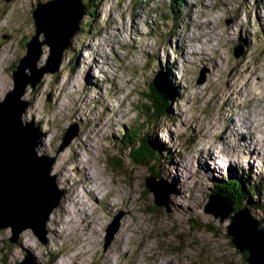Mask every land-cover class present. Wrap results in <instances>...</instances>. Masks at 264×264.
I'll list each match as a JSON object with an SVG mask.
<instances>
[{
  "label": "rangeland",
  "instance_id": "1",
  "mask_svg": "<svg viewBox=\"0 0 264 264\" xmlns=\"http://www.w3.org/2000/svg\"><path fill=\"white\" fill-rule=\"evenodd\" d=\"M38 1L48 0H0V101L13 88L12 72L34 33L30 13ZM83 1L94 12L83 13L58 71L44 74L35 91L28 87L23 96L29 102L21 119L37 137L39 153L56 154L65 128L79 126L50 172L62 191L60 203L49 215L43 242L31 229L10 242L12 229H0V264H57L72 256V264H247L222 234L220 222L201 210L212 194L209 180L220 179L228 166L229 183L248 174L262 184V194L253 195L264 207V0H198L192 9L183 0V9L177 5L166 19L159 18L164 9L158 12L167 0ZM201 40L205 49L196 51ZM48 51L43 45L39 65ZM95 57L99 62L91 65ZM157 60L170 68L177 96L164 108L167 114L147 124L139 108L146 104L143 88L154 78ZM237 126L244 127V136ZM123 129H133L139 139L149 130L175 155L161 165L169 213L154 203L144 166L113 144ZM199 151L205 162L198 161ZM225 153L242 163L225 161L214 168L209 158H228ZM92 175L100 189L88 183ZM75 194L86 208L67 206V197ZM77 208L84 217L70 226ZM85 209H96L94 219ZM260 214L251 210L253 217L263 218ZM117 217L118 229L104 247L106 228ZM196 221L218 228L196 232L193 240L188 233L195 232ZM118 233L125 235L124 243L117 241ZM78 238L83 241L76 244ZM81 243L90 249L76 255Z\"/></svg>",
  "mask_w": 264,
  "mask_h": 264
},
{
  "label": "water",
  "instance_id": "2",
  "mask_svg": "<svg viewBox=\"0 0 264 264\" xmlns=\"http://www.w3.org/2000/svg\"><path fill=\"white\" fill-rule=\"evenodd\" d=\"M84 8L81 0L38 1L33 6L30 15L34 33L25 43L26 53L18 58L12 72L13 88L0 101V229H12L10 242H15L18 234L25 229H31L41 242L45 241L46 222L60 203L62 191L57 188L50 172L58 153L78 135L79 126L70 123L65 128L56 154L49 156L39 153L36 149L37 137L21 119L29 102L23 96L28 87L31 94L35 91L44 74L58 71L65 49L79 31ZM43 45L49 51L45 64L39 65ZM234 53L236 56L240 54ZM161 92L155 78L143 88L146 104L152 110L147 112V116H152V119H160L164 115ZM142 113L145 116V110ZM140 165L148 171H144V184L153 193L154 203L166 206L169 213L167 185L152 175L151 166L146 163ZM201 211L209 215V220L220 222L222 234L241 256L245 255L247 264H264V224L251 215L248 207L234 202L220 191L206 198ZM199 216L201 219L205 217L201 213ZM195 224V232L188 233L193 240L198 239L196 232L218 228L211 222L204 225L196 221ZM117 229L118 217L106 228L104 247Z\"/></svg>",
  "mask_w": 264,
  "mask_h": 264
},
{
  "label": "trees",
  "instance_id": "3",
  "mask_svg": "<svg viewBox=\"0 0 264 264\" xmlns=\"http://www.w3.org/2000/svg\"><path fill=\"white\" fill-rule=\"evenodd\" d=\"M81 1L85 5L84 13L88 12L87 14L89 16H92V13L94 11H87V3L83 0ZM171 7L175 9L174 5H172ZM86 23L87 25H90V23ZM153 58L152 59L154 61L157 59V57ZM154 70V78L157 80L158 87L162 91L161 96L163 97V114H167L168 112H165L166 110L164 108H167L171 102L175 101V98L177 96L176 85H174L170 68L167 66H163L159 62V60L155 62ZM139 109L141 112L145 110V116L142 113V118L145 117L148 124L149 121H151V119L153 118L152 116H147V112L150 113L152 111L150 105L143 104ZM142 124H145V122H143ZM139 137L138 133H136V131L134 132L133 129H123V132L119 135V137L117 139L115 137L116 141L114 139L115 142H113V144L115 145V147H117V151H119L120 153L127 152L128 156L130 157L129 159H133L135 163H146L149 165V167L151 166L150 170L152 175L164 182L163 176L161 175V165L164 161L166 163L173 161L175 159V155L167 149V144L165 142L160 141L156 136H151L149 134V130L146 132V138L139 139ZM147 137L152 138L148 139ZM140 144L141 147L139 146ZM144 158L146 159L145 161ZM225 169L227 170L220 179H217V181H215L216 179L209 180L211 184L209 191H211L212 193L222 191L226 193V195L234 202L239 203L242 206H246L250 210H254L256 212L260 211L264 214V207L261 206L259 201L255 200L254 198V195L256 196L262 194V184H260L259 181H251L250 177L252 176L248 174H241L242 176L239 175L237 179H233L231 180L232 182L229 183V179L232 177L228 171L232 169V166H228ZM175 192H177L176 189ZM254 216L256 215L254 214ZM258 216L263 217L260 218V220L264 224V215L261 216L260 214ZM242 256L244 259L245 255L242 254Z\"/></svg>",
  "mask_w": 264,
  "mask_h": 264
},
{
  "label": "bare ground",
  "instance_id": "4",
  "mask_svg": "<svg viewBox=\"0 0 264 264\" xmlns=\"http://www.w3.org/2000/svg\"><path fill=\"white\" fill-rule=\"evenodd\" d=\"M188 3H189V7H187L188 9L189 8H194L195 6H199V5H197V4H199L198 3V0H188ZM190 9V10H191ZM202 14V13H201ZM227 33V32H226ZM198 36H199V34H197L195 37L196 38H198ZM205 43V41H203V40H201V46L200 47H198V48H195L196 49V51L197 50H199V49H205V47L203 46V44ZM207 51V50H206ZM94 52H97V54H95V55H98V57H101V55H100V53H98V50L97 49H94ZM202 54V53H201ZM202 56V55H201ZM207 56H209V55H207ZM82 58H85V56H83ZM84 61V60H83ZM217 61V60H216ZM85 62V61H84ZM99 61H98V59H96V57L95 58H93V59H91V60H89V63L91 64V65H95V63H98ZM86 63V62H85ZM73 77H75L76 79H77V76H73ZM2 84V83H1ZM5 85V84H4ZM63 87V86H62ZM2 88V87H1ZM39 120V119H38ZM255 119H251L250 121V124H252V123H254L253 121H254ZM30 129H31V131H32V128L31 127H29ZM237 128H238V126H237ZM244 127H242V126H240L238 129H237V132H238V134H243V133H245V130L243 129ZM33 132V131H32ZM87 132V131H86ZM34 134V133H33ZM93 134V133H92ZM212 134V131H208V136H210ZM213 135V134H212ZM94 136V135H93ZM243 136H244V134H243ZM214 137V136H213ZM215 138V137H214ZM85 140V139H84ZM245 141V140H244ZM203 145V144H202ZM262 145V143L261 142H259L258 143V145L256 146V150H252L253 151V153H258V150H257V148L258 147H260ZM245 146H248V144H247V142L245 141ZM203 148V147H202ZM233 150V149H232ZM256 151V152H255ZM200 152V154H201V156H197V158H198V161L200 160V161H206L207 159H205V157H203V155H202V153H203V151H199ZM225 155H227L228 156V158H223L222 156H219V157H221L222 159H211V158H209L210 160V163H213V166H214V168H217L218 166H221V165H223L224 163H222V162H225L226 161V163L228 162L229 164H233L234 162H240V164L242 163L241 161H239L240 159H238V158H230V157H236V155H233L232 153H225ZM248 160H246L245 161V163H246V165H245V163L244 164H242V166L243 165H245L246 167H249V168H253V167H251V164H252V162L249 160L248 162H247ZM253 166V165H252ZM212 169V170H216V169ZM91 169H93V168H91ZM204 175L205 176H207L206 175V173H204ZM202 176V175H201ZM92 177V180L91 181H89L88 183H95L94 185L96 186V187H98L99 189H100V187H99V183L96 181V180H99L98 178H96L94 175H92L91 176ZM102 181V180H101ZM97 184V185H96ZM94 186V187H95ZM106 186V185H105ZM105 190V189H104ZM85 193H87L86 191H85ZM106 194V193H105ZM110 196H113L112 194L110 195ZM113 199V198H112ZM67 201H68V203H69V205H67V206H73V205H78V207L79 208H86V203L81 199V197H79L78 195H73V196H68L67 197V199H66ZM96 203H98V202H96V199L93 197V205L94 204H96ZM94 206H96V205H94ZM79 208H77V211L76 212H74L77 216H78V218H75L74 216L75 215H73L72 216V218L71 219H69L68 221H67V223L69 224V223H71L70 224V226H73V225H75V222L76 221H82V220H78L79 218L80 219H83V217L84 216H82V215H80V209ZM73 209V208H72ZM83 213L85 214V215H89L88 216V219H89V217H92V214H94L95 216H96V214H97V211H96V209H89V210H87V209H85V210H83ZM93 219H94V217H92ZM90 221V220H89ZM65 223V222H64ZM66 223V224H67ZM65 226V229H67V226L66 225H64ZM63 227V226H62ZM68 227H69V225H68ZM76 227V226H75ZM78 227V226H77ZM80 228V227H79ZM82 228V227H81ZM71 230H72V228H70ZM84 229V228H83ZM78 230V229H77ZM86 230V229H85ZM84 230V231H85ZM66 231V230H65ZM82 231V230H81ZM76 232V231H75ZM75 232L72 230V231H69V233H73V234H75ZM77 234V233H76ZM88 234V233H87ZM118 236H117V241L118 242H122V243H124V239H125V235L124 234H117ZM75 236V235H74ZM78 236H79V234H78ZM76 237V236H75ZM82 238H84V237H82ZM82 238H78L77 240H76V244H77V242H82L83 240H82ZM88 238V237H87ZM87 238H85V240L87 239ZM86 242H88V241H86ZM80 245H82V246H76L75 247V249H77V254L76 255H81L84 251H87V250H89L90 248L85 244L84 245V243H81ZM74 247V246H73ZM80 247H83V248H80ZM75 252V253H76ZM75 257V256H74ZM75 260V259H74ZM74 260H73V256L72 257H70V260H68V259H62L61 261H59L57 264H72L73 262H74ZM107 260H108V262H110V258H109V256H107ZM110 264H115L114 263V261L113 260H111V262H110Z\"/></svg>",
  "mask_w": 264,
  "mask_h": 264
}]
</instances>
